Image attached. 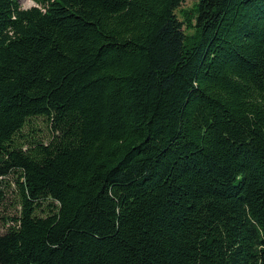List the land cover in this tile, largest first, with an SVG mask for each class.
I'll use <instances>...</instances> for the list:
<instances>
[{
    "label": "trees",
    "instance_id": "trees-1",
    "mask_svg": "<svg viewBox=\"0 0 264 264\" xmlns=\"http://www.w3.org/2000/svg\"><path fill=\"white\" fill-rule=\"evenodd\" d=\"M35 1L0 0V264H264V0Z\"/></svg>",
    "mask_w": 264,
    "mask_h": 264
},
{
    "label": "rangeland",
    "instance_id": "rangeland-1",
    "mask_svg": "<svg viewBox=\"0 0 264 264\" xmlns=\"http://www.w3.org/2000/svg\"><path fill=\"white\" fill-rule=\"evenodd\" d=\"M23 8L37 6L35 0H19ZM193 1H187L183 7L192 8ZM183 18V17H182ZM190 34L194 33V28L188 30ZM52 135L49 124L42 116L32 118L24 127L21 135L17 138L20 142L26 141L28 138H41L47 142ZM4 181L5 183H1ZM0 190L3 191L4 197L0 200V234L3 233L9 223L7 219L11 216H18L20 213V205L16 196L15 175L11 174L8 177L0 176Z\"/></svg>",
    "mask_w": 264,
    "mask_h": 264
}]
</instances>
